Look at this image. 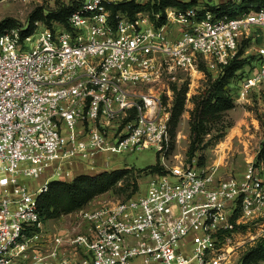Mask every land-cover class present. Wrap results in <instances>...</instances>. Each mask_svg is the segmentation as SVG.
<instances>
[{
	"label": "built area",
	"instance_id": "1",
	"mask_svg": "<svg viewBox=\"0 0 264 264\" xmlns=\"http://www.w3.org/2000/svg\"><path fill=\"white\" fill-rule=\"evenodd\" d=\"M197 2L166 8L156 26L141 12L113 22L114 1L82 0L68 28L36 21L27 35V25L0 35V264H243L264 238V178L252 160L239 178L166 162L175 72L192 76L199 59L218 72L248 41L257 68L234 102L264 84V37L252 30L264 34V5L229 16ZM149 149L165 172L143 194L91 201L55 227L41 220L51 181Z\"/></svg>",
	"mask_w": 264,
	"mask_h": 264
},
{
	"label": "trees",
	"instance_id": "2",
	"mask_svg": "<svg viewBox=\"0 0 264 264\" xmlns=\"http://www.w3.org/2000/svg\"><path fill=\"white\" fill-rule=\"evenodd\" d=\"M70 3L69 5H60L53 11L43 15L42 11H36L28 20L27 29L22 31V35H27L34 30L36 21L52 27V22L68 28V17L80 5ZM197 0L189 2H179L176 0H148L144 3H138L136 0H124L107 5L111 13V19L114 22L116 15L120 14L132 20L137 13H147L150 20L156 25L165 23L164 10L168 7L186 8L197 5ZM264 5V0H245L239 5L232 3H220L218 6L204 5L208 10L217 11L220 15L235 16L251 10H258ZM155 14H160L158 20H155ZM14 19H3L0 21V35L4 32L20 28ZM248 41H243L238 48L236 56L217 72L215 76L206 75V80L199 92L192 96L193 108L189 117V144L187 149V162L197 156V153L209 145L215 144L223 138L226 129L230 127L224 120L225 112L233 109L234 99L230 93V85L244 68L247 60L243 56L246 47H249ZM173 102L169 115V132L171 136L178 122V118L183 112L186 99V84L180 87L173 86ZM171 144L169 149H171ZM168 152V151H167ZM166 152V153H167ZM200 157V156H199ZM201 158V159H200ZM198 160V165L202 164V157ZM264 166V139L259 146L258 155L255 164ZM151 173H164V167L159 165V161L154 165L145 168ZM139 172V171H138ZM132 169H117L112 171H102L99 173H81L72 180H54L49 183L48 190L42 193L38 198V211L43 222L57 220L62 216L70 214L78 209L86 207L94 198L116 189L121 190L120 183L124 187L132 186L133 191L129 198L138 190L136 176ZM264 259V238L260 239L244 254L243 264H258Z\"/></svg>",
	"mask_w": 264,
	"mask_h": 264
},
{
	"label": "rangeland",
	"instance_id": "3",
	"mask_svg": "<svg viewBox=\"0 0 264 264\" xmlns=\"http://www.w3.org/2000/svg\"><path fill=\"white\" fill-rule=\"evenodd\" d=\"M81 0H0V21L3 19H14L17 25L23 26L28 23L29 17L36 11H42L45 15L53 11L60 5H69L70 3H78ZM114 2H121L124 0H111ZM138 3H144L148 0H136ZM228 0H200V5H215L216 3H224ZM204 6V7H205ZM147 14V13H146ZM148 15V14H147ZM17 26V27H19ZM51 29L62 28L63 26L52 22ZM257 34L264 37L262 30L256 28ZM256 45L251 44L244 50L243 56L246 57V64L239 72V75L234 79L230 85V93L232 96L237 94L242 83V75H246L252 68H257V62L254 58ZM198 72L192 76L187 77L180 72H175L176 77L180 80L177 85L180 87L186 84L187 92L184 102L183 112L178 118V122L174 128L172 136L171 149L166 154V162L173 164L177 161L187 162V149L189 144V117L190 111L193 108L192 96L197 94L206 80V75L211 74L215 76L217 72L211 70L199 59ZM169 100L170 111L173 102V94ZM170 115V113H169ZM224 120L230 127L226 129L223 138L218 140L215 144L209 145L205 149L199 151L191 161L197 164L199 168L207 169L209 167L217 166V176L227 177L229 175L235 177H242L246 173L248 163L252 160L254 166L260 176L264 178V166L260 163L255 164L258 155L259 146L264 139V84L260 85V89H253L248 95L246 102H234L233 109L225 112ZM237 128V129H235ZM235 131V132H234ZM231 132H234L231 136ZM171 137V136H170ZM170 147V145H169ZM202 157V164L198 165L199 158ZM160 156L154 150H142L131 154H106L103 159L100 158L95 166H85V172L90 174L99 173L102 171H112L117 169H132L136 176L138 190L135 194L144 193L147 189L149 176L151 173L145 168L154 165L157 159L160 163ZM201 159V158H200ZM139 171V172H138ZM121 190L116 189L104 193L92 201H116L125 199L133 191L132 186L124 187L122 183L119 184ZM66 216V215H65ZM66 221L68 219L66 217ZM58 221H47L46 227L57 226Z\"/></svg>",
	"mask_w": 264,
	"mask_h": 264
},
{
	"label": "crops",
	"instance_id": "4",
	"mask_svg": "<svg viewBox=\"0 0 264 264\" xmlns=\"http://www.w3.org/2000/svg\"><path fill=\"white\" fill-rule=\"evenodd\" d=\"M235 129H237V128H235ZM235 132V131H234ZM234 132H231V134H230V136L234 133ZM75 169H76V171L78 172V173H86V174H88V172H85L84 170H85V168H84V166L83 165H76L75 166Z\"/></svg>",
	"mask_w": 264,
	"mask_h": 264
}]
</instances>
